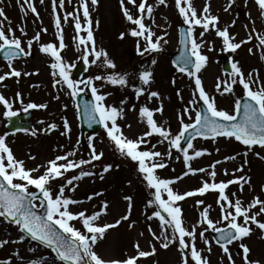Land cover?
<instances>
[{
  "label": "rangeland",
  "instance_id": "374dc122",
  "mask_svg": "<svg viewBox=\"0 0 264 264\" xmlns=\"http://www.w3.org/2000/svg\"><path fill=\"white\" fill-rule=\"evenodd\" d=\"M31 3L38 16L27 10L28 6L23 0H20L19 3L18 0H0V10L5 14L4 17H0V23L3 24L5 33L7 34V29L10 26L15 36L21 39L25 50L30 51L29 55H33V59L24 58L12 63V68L19 71L21 75L19 77L8 76L4 81H1L0 94L8 98L12 105V111H24L23 107L31 102L46 105L45 108L31 110L33 113L31 130L7 138L15 158L25 159L23 160L25 161L24 165L29 169L38 168L36 174L39 176L45 171L48 162L55 159L56 156L74 151L75 155L70 156V160L90 159L91 150L88 147L90 135H86L84 148L80 146L78 138V123L73 105L75 98L71 96L70 90L62 81L55 87L53 86L54 80L60 79L59 71L51 68L49 55L39 50L41 45L52 43L58 49V54L61 56L69 77L73 64L78 59H82L84 45H80V50H78V39L86 38L87 33L83 31L84 20L83 10L79 8L80 0H64L63 9L60 8L59 0H56V18L60 21L59 31L65 45L63 49H59L58 30L54 26V17L51 13L53 0H44L43 3H40V0H31ZM85 3L89 11V27L93 34L95 48L98 51L103 50L115 67L109 69L106 66H101L102 58L96 65L89 63L87 71L80 77L75 79L69 77L72 81L77 82L78 92L79 89L87 90V87L79 82L90 77L107 76L114 73L123 75L126 79L124 86L111 85L104 80H93L100 95L105 96L104 104L123 110L116 120L123 136L133 141L144 137V133L148 129L146 120L139 115L141 107L153 110V118L158 126L162 125L172 136L178 134L181 119L184 123L191 122L187 116L183 115V109L189 107L190 100H194L191 107L197 109L198 93L195 91L194 80L173 69L168 57V53L177 46L178 27L183 23L175 0H165L163 5L159 4L158 0H146V5L152 6V13L151 15H148L147 12L144 13L143 23L146 27L152 26L153 40L156 36H161L167 43L161 41L159 51L144 55L138 53V48L143 51L145 41L128 35L135 25L125 19L120 0H97L95 5L91 0H85ZM138 3L139 0H137V5ZM205 3L208 5V14L218 18L217 28L223 30L227 27L229 35L234 38L230 42L240 43L246 41L248 36L253 37L252 40L241 44L236 52H225L223 51L222 38L216 36L215 30L210 28L201 38L199 33L202 29L199 26H194V37L197 42L202 41L199 51L207 57L205 66L197 76L201 80L203 89L215 100L217 109L228 111L231 114L235 101L243 96V90L238 84L232 85L230 93H224L222 88L217 90L218 81L222 85L230 82V76L221 71L220 57L226 54L232 63L238 62L245 77L249 73L252 74L254 78L250 84L252 90L264 88V59H262L264 57L262 47L264 46L260 45L258 39V36L264 35V18L260 16L259 8L254 0H232L231 4L229 0H191V4L198 14L203 11ZM182 6H184L183 2ZM125 7L134 18L140 15L135 6L127 5L125 2ZM68 13L72 15H68L65 19ZM74 17L79 18L82 26L79 37H77L74 28ZM229 25L232 26L229 27ZM20 29H23L25 35L21 34ZM253 29L255 31H252ZM37 33H39V41H34L32 47L28 49L27 40L32 39ZM122 33L124 34L123 38H121ZM210 45L211 51H209ZM249 49H252L251 53ZM131 53L133 57L130 59L129 54ZM91 59L89 57V60ZM152 60H155L156 63L152 64ZM143 70L151 72V83L143 86L145 95L137 97L134 89L141 87L138 77ZM9 71L8 63L0 61V75L9 73ZM24 73H28V75H24ZM151 91L157 92L159 99L149 100L148 93ZM17 93L21 96L19 101L15 99ZM158 107L162 108V112L154 111ZM3 112L4 108L0 105V122L4 119ZM191 115L194 119L195 113L193 112ZM64 120L68 121L70 129L67 135H61L64 132ZM49 124H54L55 129L48 131L47 125ZM32 131L36 132L35 136L31 134ZM0 132L4 133L1 128ZM144 139L146 142L141 143L138 150L161 153V156L156 160L162 161L166 165L165 168H157L155 175L161 179L170 180L183 176L182 179L176 180L170 186L173 191L181 193L196 190L201 187L203 182H227L230 177H243L248 182L241 181L242 188L238 184L228 186L227 196L229 199L233 203L239 199L244 207L254 197L264 201V191H262L264 188L263 148L253 146L252 150H248L246 146L233 139L217 138L215 141L196 139L193 141L194 149L206 151V154L192 160L190 166L192 169L204 168L205 171H197L195 175L189 173L184 176L183 174L188 170L184 166L183 156L175 149H171L167 140L156 134L144 137ZM92 143L97 153H103L102 158L99 161H93L90 165H83L81 169L64 173V177L53 180L51 185L53 193H56L60 185L64 184V178L70 179L73 175H78L81 170L91 172L92 175L73 181L75 185L73 191H65L66 197L80 202L71 205L70 210L73 213L84 211L86 215H91L99 210L101 202H106L108 205L106 214L101 215L96 221L99 225L114 223L124 215L129 216L128 220H122L118 226L107 230L104 237L98 240L94 246L95 252L105 261L123 260L136 256L138 254L136 246L138 245L139 250L152 252L154 248L155 251L137 261V264H183V261H187V264H195L191 260L190 250H186L187 255L181 256L178 243L170 244L165 249L161 248V241L153 240L149 228L156 236H161L159 220L155 217L151 220L147 219L156 210L154 205L147 206L148 202L153 199L154 190L147 187V182L138 172L137 163L121 155L115 145L99 131L92 137ZM27 145L29 149L25 148ZM190 154H192V150H190ZM29 157H33V159ZM226 157L235 158L225 159ZM216 161L220 163L216 164ZM58 163H63V161ZM213 164H215L214 169L211 167ZM105 165H111V168L101 177ZM237 169L242 170L236 171ZM213 170L216 173L214 180L208 175ZM96 193H100V195H95ZM90 196L92 199L89 200ZM125 197L131 198L130 213L129 203L124 199ZM162 198L167 199V195L164 194ZM217 199V192L208 191L203 196L197 195L179 201L177 205L181 209L183 226L188 230L196 228L194 244L197 251L201 253L202 259H206L208 264H227L229 262L228 255L213 241L214 231H205L207 225L199 224L200 213L207 208L209 218L216 227H227V222H219L220 206L217 204ZM197 201H203V203L198 205ZM258 210L259 205L252 211ZM259 216L258 220L264 222V214ZM239 220L242 222V218ZM75 226L82 229V225L79 223ZM250 227L252 231L248 237L243 238L241 242L234 241L231 245H227L235 264H244V253L240 243L249 249L247 259L250 262L264 264V234L255 225H250ZM200 232L205 233V238L209 241L208 245H205L201 240ZM168 235L171 238L170 229ZM20 236L17 227L7 225L0 219V242L8 241L7 244L0 247V261H8L9 264H26L30 261V264H33V261L38 264L46 258L47 264H60L50 249L38 246L27 239L14 243V241H19Z\"/></svg>",
  "mask_w": 264,
  "mask_h": 264
},
{
  "label": "snow or ice",
  "instance_id": "6c2138e0",
  "mask_svg": "<svg viewBox=\"0 0 264 264\" xmlns=\"http://www.w3.org/2000/svg\"><path fill=\"white\" fill-rule=\"evenodd\" d=\"M20 0H18V3ZM27 4V10L31 11L34 15L38 16L35 7L31 3V0H23ZM43 2V0H41ZM92 4L95 5L97 0H91ZM132 5L136 7V10L140 15L134 16L125 7ZM182 2L183 5L182 6ZM232 0H229L231 4ZM158 3L163 5L165 0H158ZM121 10L127 21L135 25L128 35L132 37L141 38L145 41V47L143 51L138 48V53L144 55L150 52H156L160 50L161 41L167 43L166 40L161 36H156L153 40L154 33L150 28L146 27L143 23L144 13L148 15L152 13V6L146 5V0H120ZM255 4L259 8V13L264 18V0H255ZM60 8L63 9L64 0H59ZM176 8L179 11V15L183 20V23L187 25V30L182 34L181 43L190 45L187 48V53L182 51V54L177 57L178 66L176 71L184 73L191 77L195 83V91L198 93V98L203 102V108L198 110L191 107L194 104V100L188 102L189 107L183 109V115L187 116L190 123H184L183 119L180 121V129L178 134L172 136L171 133L166 130L162 125L158 126L154 120L153 110L147 107H141L139 109V115L142 119L146 120L147 131L144 133V137L152 136L153 134L168 141L171 149H175L178 153L183 156V163L185 168L188 170L183 175L186 176L189 173L195 175L196 172H204V168L192 169L190 162L195 158L201 157L206 154V151L195 150L193 146V139L200 137L202 139H211L215 141L217 138H223L225 140L233 139L239 142L241 145L246 146L248 150H252L253 146H259L264 148V88L259 90H252L250 84L253 81L251 73L245 77L241 68L238 66V62L231 63L230 82L224 83L223 85L218 81L216 88L219 91L221 88L224 93H230L232 91V85L238 84L242 87L243 97L237 99L234 104L233 112L230 114L225 110H218L215 105V100L211 98L206 91L203 89L201 80L197 74L205 66L207 57L200 53L202 41L197 42L194 37V26H199L202 31L199 33L202 38L210 28L215 30L217 37L222 38L223 51L236 52L241 47V44L252 40V36H248L246 41L240 43L230 42L234 39L228 33L227 27L223 30L217 28L218 18L208 14V5L205 3L204 9L199 14L196 9L192 6L191 0H175ZM79 8L83 10L84 26L83 31L87 33L86 38H79L77 49L80 50L79 46L84 45L82 49V59L86 65L91 63L96 65L102 58V65L109 69L114 68V64L108 59L107 54L103 50H96L95 42L93 39L92 31L90 30L89 24V11L85 3V0H80ZM22 11L24 9L22 8ZM227 11V9H225ZM71 13L66 14L65 19ZM5 14L0 10V17H4ZM53 17L54 26L57 28V40L60 41L59 49H63L62 35L59 31L60 21L56 18V0H53ZM75 23L74 28L79 37V33L82 30V26L78 17H74ZM234 24V22H233ZM232 25H229V27ZM21 34L25 35L23 29H20ZM46 31V30H44ZM252 31H255L253 29ZM123 33L121 38H123ZM259 43L264 46V35L258 36ZM39 41V33L32 39L27 40L28 49H30L33 43ZM91 45V47H89ZM0 50H3L5 60L8 62L10 69L9 73L0 75V81H4L8 76L19 77L21 73L12 68V60L18 56H27L30 51H26L22 46L20 38L16 37L13 29L9 26L7 34L3 29V24L0 23ZM211 45L209 51H211ZM264 50V47H262ZM252 49H249L251 53ZM40 52L47 53L54 60L55 63L51 64V68L59 71V80H54L53 86L59 84L61 81L67 85L73 98L77 95V82L69 79L66 74V68L63 65L61 56L58 54V49L52 44L48 43L41 45ZM89 57L92 59L89 60ZM264 59V57H262ZM156 61L152 60V64ZM28 75V73H24ZM55 76V72L53 73ZM151 72L143 70L139 73V81L141 87L134 89L137 97L144 94L143 86L150 85L151 83ZM93 80L99 81L104 80L106 83L111 85L126 84L125 76L118 74H111L107 76L97 75L90 77L87 80L80 81L85 87L89 88L92 94L93 103L85 105V115L88 120L96 121V117L99 118L98 123L104 128L105 132L110 141L114 142L116 149L121 155L130 158L138 165V172L143 176V179L147 182V187L154 190L152 193L153 199L148 202V207L153 205L156 210L153 211L152 215L148 216L147 219L151 220L153 217L159 220L161 227V236H156L152 233L149 228L150 234H152L153 240L161 241V248H168L170 244L178 243L179 251L181 256L187 255L186 250H190L191 260L195 264H208L206 259H202L201 253L195 248V237L196 228L188 230L183 226L181 219V209L177 205V202L183 201L188 197L203 196L208 191H214L218 193L217 204L220 206V220L219 222H227L226 228L216 227L213 221L209 218L208 209L205 208L200 213V225H207L205 231L211 230L217 233L216 242L225 254L228 255L229 264H234L231 255L229 254V248L227 245H231L234 241L241 242L243 238L248 237L252 231L250 225H255L262 233H264V222H260L257 217L264 214V201L254 197L253 200L246 206H242L239 199H236L233 203L232 200L226 195L225 190L229 185L242 184L241 181L247 183L243 177L237 179L228 180L227 182L219 183H208L203 182L202 186L195 191H188L183 194L174 192L170 187L176 182V180L182 179L183 176L177 177L175 180L161 179L155 175L157 168H165L166 165L162 161L158 162L157 157L161 156V153L156 151H140L138 150L141 143H145L144 137H139L136 141L129 140L123 136L119 127L117 126L116 120L122 109L118 110L112 106H106L104 104L105 96L98 94V90L93 86ZM260 83L259 81H256ZM83 89H79L82 91ZM179 95V93H177ZM152 98L159 99V94L155 91L148 93V99ZM16 100H21L19 93L16 94ZM123 103V101H122ZM0 105H3L5 118H11L17 115L16 112L12 111V105L2 95H0ZM44 104L28 103L23 107V110L27 112L30 109H42L45 108ZM155 112H162V108L158 107L154 110ZM195 113L193 119L192 113ZM110 124V126H109ZM64 132L61 135H67L70 131L67 120H64ZM54 124L47 125V130L51 131L55 129ZM33 136L36 135L35 131L31 133ZM186 140V146L182 147L181 141ZM88 147L91 150L89 160L73 161L69 157L75 155V152H69L66 155L56 156L55 159L50 160L47 167L42 175L33 176V173L38 171L37 169H25L24 162L15 159L10 148L6 144L5 136L0 135V217L10 223H14L21 233L19 243L24 241L26 238L36 242V244L42 245L45 248H49L55 254L56 261L60 264H137V257H130L123 260L113 259L105 261L102 259L94 250V246L97 241L102 239L108 229L115 228L122 220H128L129 216L124 215L113 224L99 225L96 221L101 215L106 214L108 207L106 202H101L99 210L91 215H86L84 211L73 213L70 210L71 205L80 203L79 201L73 200L64 195L65 191H73L75 185L73 181L80 180L85 176H90L93 173L81 170L78 175H73L70 179L64 178V184L60 185L58 192L53 193L51 182L57 178L64 177V173L74 171L75 169H81L83 165L92 164L93 161H99L102 158L103 153H97L92 143V137H89ZM155 147V146H153ZM192 150V154H190ZM170 156L171 153L169 152ZM247 155V152H245ZM33 159V157H29ZM235 157H226L225 159H234ZM6 160V163H5ZM63 161V163H58ZM220 163L219 161L215 162ZM39 167V166H38ZM214 169L215 164L211 165ZM111 168V165H105L101 172L107 173ZM237 169L236 171H241ZM225 174H227L225 172ZM209 177L214 180L215 171L208 173ZM34 188L36 192L30 191L29 189ZM264 191V188H262ZM39 193V196L37 195ZM167 195V199H163V195ZM95 195H100L96 193ZM235 195V194H233ZM89 200L92 199L90 196ZM129 203V213L131 211V198H124ZM39 201V204L35 203ZM203 201H197V204H202ZM259 205V210L253 212ZM40 209V214L37 212V208ZM162 213L166 215H162ZM239 218H242L240 222ZM81 224L82 229L77 228L75 224ZM131 226V225H130ZM171 230V238L168 235V230ZM199 236L205 245L209 244L208 239L205 238V233L200 232ZM8 241L0 242V247L7 244ZM138 257H147L154 253L145 252L139 250L137 245ZM240 247L244 253V264H253L247 259L249 249L243 243H240ZM31 250V249H30ZM210 251V249H209ZM0 264H9L8 261H0ZM36 264V262H33ZM42 264H47V259L42 260ZM183 264H187V261H183Z\"/></svg>",
  "mask_w": 264,
  "mask_h": 264
},
{
  "label": "water",
  "instance_id": "95a60500",
  "mask_svg": "<svg viewBox=\"0 0 264 264\" xmlns=\"http://www.w3.org/2000/svg\"><path fill=\"white\" fill-rule=\"evenodd\" d=\"M224 67L227 68V65L225 64ZM82 70H83V67L81 66V64H79V65L77 64V69H76V73L75 74L79 75Z\"/></svg>",
  "mask_w": 264,
  "mask_h": 264
}]
</instances>
